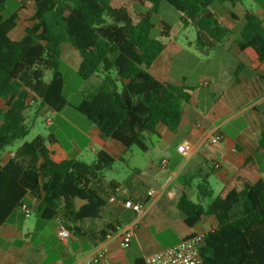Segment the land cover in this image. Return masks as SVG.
Listing matches in <instances>:
<instances>
[{
  "label": "trees",
  "instance_id": "16d2710c",
  "mask_svg": "<svg viewBox=\"0 0 264 264\" xmlns=\"http://www.w3.org/2000/svg\"><path fill=\"white\" fill-rule=\"evenodd\" d=\"M7 1L0 0V101L5 103L0 108V151L29 135L31 95L41 107L57 112L70 105L58 68L63 48L70 44L80 56L82 79L103 76L98 91L72 106L98 127L101 140L113 139L146 152V134L156 133L158 125L177 131L183 104L195 102L184 86L162 83L148 72L166 48L151 35L160 5L174 7L183 27H195L196 47L208 54L230 33L211 11L212 5L239 0H135L151 6L137 20L127 6L115 7V0H30L34 13L19 41L11 38L19 15L4 16ZM170 30L164 24L160 36H168ZM239 47L250 67L264 75V23L256 14L246 15ZM260 147L264 148V132ZM114 162L103 150L91 164L70 158L54 135L24 141L7 163L0 164V226L30 197L38 202L41 219L61 216L73 235L105 241L120 224L92 184ZM197 189L199 200L213 197L207 178ZM178 208L189 226L203 216L216 219L199 250L200 264H264V179L252 158L229 178L208 208L185 194Z\"/></svg>",
  "mask_w": 264,
  "mask_h": 264
},
{
  "label": "crops",
  "instance_id": "0c3cea01",
  "mask_svg": "<svg viewBox=\"0 0 264 264\" xmlns=\"http://www.w3.org/2000/svg\"><path fill=\"white\" fill-rule=\"evenodd\" d=\"M34 8L32 2H27L14 12L19 15V25L11 33L13 40L24 38ZM211 11L230 33L210 53L196 47V34L187 39L177 36L184 35L189 27L181 26L177 32L171 28L168 36L159 37L166 48L148 69L149 74L162 83L184 86L195 102L183 104L177 131L158 125L156 133L146 134V138L156 141L146 143L143 160H137L133 150L120 142L101 140L95 124L84 134L87 142L75 140L69 142L68 148L53 134L70 158L91 164L103 150L115 159L111 169L92 185L118 218V231L103 242L72 233L63 242L57 235L55 219H41L36 213L38 202L27 197L24 206L29 208V214L23 206L0 226V264H94L93 259L103 250L106 257L97 264H134L186 237L214 229L216 219L211 215L203 216L194 226L186 224L178 208L183 194L208 208L229 178L250 158L264 179V148L260 147L264 132V75L250 67L249 58L239 47L247 14H256L264 23V0L225 2L216 9L211 7ZM64 50L65 47L63 53ZM189 55L197 59L200 68L194 83L187 71L177 74L173 64L175 59ZM4 106L0 101V108ZM34 106L39 114L54 111L55 117L64 110L41 107L39 101ZM215 135L223 137L218 144L211 143ZM181 144L191 147L187 156L178 151ZM9 152L0 151V164L10 160ZM127 153H131L128 160ZM215 164L220 168L216 169ZM203 178H207L212 190V183L222 187L217 194L213 190L212 198L199 200L197 187ZM150 191L154 194L149 195ZM128 199L140 202L142 211L125 208L123 202ZM125 231L132 232L128 248L121 246Z\"/></svg>",
  "mask_w": 264,
  "mask_h": 264
},
{
  "label": "rangeland",
  "instance_id": "374dc122",
  "mask_svg": "<svg viewBox=\"0 0 264 264\" xmlns=\"http://www.w3.org/2000/svg\"><path fill=\"white\" fill-rule=\"evenodd\" d=\"M19 5H21V3L18 0H8L6 3L7 8L4 12V16L8 17L12 15L19 9ZM113 5L115 7L120 5L127 6L132 17L136 20L140 14L146 13L151 7L149 4L141 6L137 4L135 0H115ZM218 6H221V3L213 4L212 8L216 9ZM153 22L155 24V28L153 29L151 35L157 38L160 37L162 29L164 28V24L173 28L174 32H177L176 30L182 26L180 21V13L166 2H162L160 5L159 13L153 17ZM193 34H196L195 27L190 26L184 35L182 33L181 35L178 34L177 36L187 39ZM64 47L65 50L61 59L59 60L58 68L63 74L65 80L63 94L70 105L64 107L62 113L55 117L56 113H54V111H48L39 114V111H36V106H34L35 103H33L27 111L29 116L28 124L30 125L29 135L24 140L17 141L15 144L6 147L4 150H2L3 153L14 151L24 141H32L34 138L40 135L48 137L55 134L59 141L63 142L66 148H68L69 142H74L75 140L78 142H87L84 134L89 132L90 127L94 124L89 121L86 116L79 113L72 105L80 104L85 96L98 91L101 83L100 80L103 76L100 75L99 77H94L89 80L82 79L78 74L80 63V56L78 52L73 49L70 44H65ZM173 64L177 67V74L187 71V73L190 75V81L194 83L200 71V68L198 67V61L194 56L189 55L177 58L174 60ZM49 78L50 74H47L46 79ZM47 119H52L53 123L48 125ZM150 138L151 137H147L145 142L148 143L151 141H156L155 138L152 137V139L149 140ZM131 150H133L135 153V158L137 160H143L146 157L145 152L141 151L136 146H133ZM88 153L92 154L91 150H88ZM130 156L131 153H127L125 155L126 160H128ZM211 186L216 194L222 187V185L219 183H212Z\"/></svg>",
  "mask_w": 264,
  "mask_h": 264
},
{
  "label": "built area",
  "instance_id": "2783aa9c",
  "mask_svg": "<svg viewBox=\"0 0 264 264\" xmlns=\"http://www.w3.org/2000/svg\"><path fill=\"white\" fill-rule=\"evenodd\" d=\"M21 5L30 2V0H18ZM33 95L29 97L27 100V105L31 106L34 102ZM47 124L51 125L52 120L47 119ZM223 137L221 135H215L211 143L212 144H218L221 142ZM191 150V147L189 145L181 144L178 146V151L184 155L187 156ZM15 154V151L9 152V159H11ZM215 168H220L219 164H215ZM154 192L150 191L149 195H153ZM123 206L127 209H131L137 213H140L142 211V204L138 201H135L133 199H128L123 202ZM27 215L29 214V208L23 207ZM56 231L57 235L63 242H67V240L71 237V232L69 231L65 220L61 216H56ZM207 232H201L194 234L192 236L186 237L178 244L167 247L161 251L155 252L151 255H148L144 261L145 264H200L201 258L199 254V250L204 244L205 238L207 236ZM131 231H125L123 235L121 236V246L123 248H128L130 246L131 242ZM106 257V251H101L94 259L93 263L97 264L103 261Z\"/></svg>",
  "mask_w": 264,
  "mask_h": 264
}]
</instances>
